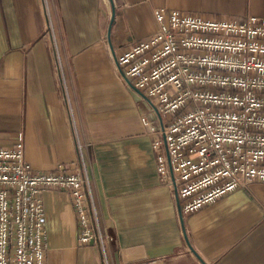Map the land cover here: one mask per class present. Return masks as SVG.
Returning a JSON list of instances; mask_svg holds the SVG:
<instances>
[{"label":"crops","instance_id":"0c3cea01","mask_svg":"<svg viewBox=\"0 0 264 264\" xmlns=\"http://www.w3.org/2000/svg\"><path fill=\"white\" fill-rule=\"evenodd\" d=\"M155 8L264 18V0H0V148L20 133L34 171L82 166L100 236L79 244L70 195L45 190V264H264V182L180 215L157 175L149 104L115 61Z\"/></svg>","mask_w":264,"mask_h":264},{"label":"built area","instance_id":"2783aa9c","mask_svg":"<svg viewBox=\"0 0 264 264\" xmlns=\"http://www.w3.org/2000/svg\"><path fill=\"white\" fill-rule=\"evenodd\" d=\"M152 13L156 32L115 61L149 104L141 122L152 138L157 175L175 189L180 215H190L264 182V18ZM49 189L70 195L79 244L100 239L95 210L86 206L84 168L34 171L19 133L13 146L0 148V264H45L42 194Z\"/></svg>","mask_w":264,"mask_h":264},{"label":"water","instance_id":"95a60500","mask_svg":"<svg viewBox=\"0 0 264 264\" xmlns=\"http://www.w3.org/2000/svg\"><path fill=\"white\" fill-rule=\"evenodd\" d=\"M108 34H109V31H108ZM137 93H139L138 91H136Z\"/></svg>","mask_w":264,"mask_h":264}]
</instances>
